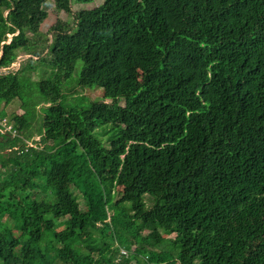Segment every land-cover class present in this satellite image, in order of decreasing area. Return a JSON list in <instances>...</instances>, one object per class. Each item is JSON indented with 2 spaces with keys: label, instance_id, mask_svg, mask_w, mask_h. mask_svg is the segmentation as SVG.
<instances>
[{
  "label": "trees",
  "instance_id": "16d2710c",
  "mask_svg": "<svg viewBox=\"0 0 264 264\" xmlns=\"http://www.w3.org/2000/svg\"><path fill=\"white\" fill-rule=\"evenodd\" d=\"M44 3L0 0V264H264V0H53L50 42Z\"/></svg>",
  "mask_w": 264,
  "mask_h": 264
},
{
  "label": "rangeland",
  "instance_id": "374dc122",
  "mask_svg": "<svg viewBox=\"0 0 264 264\" xmlns=\"http://www.w3.org/2000/svg\"><path fill=\"white\" fill-rule=\"evenodd\" d=\"M104 2V0H93L90 3H77L76 0H71V11L72 13H76L79 11H85V10H91L94 9L98 6H100L102 3ZM44 10L47 13V17L46 19L43 21V23L40 25L39 28V33L44 36V34H46V39L48 40V42H50L51 40V34H49V30L50 28L56 23V22H60V23H66L68 22V24L72 23V17L66 13L63 12H58L55 9L53 0H45L44 6H43ZM49 53H47V51L45 50L43 55L47 56ZM28 55H23L21 57L18 58L17 62L14 64H17L19 61L21 62L22 60L28 58ZM39 65V64H38ZM37 63H34V66H37ZM81 65L82 63L80 61H77L75 64V67L73 69V72L71 74V77L62 84V93H63V97L61 99V103L65 108H70V107H83L84 105H87V103L89 101H93V102H101L103 100V94H102V89L101 88H94V89H85V90H81L80 88L77 87V80L80 74V70H81ZM51 74V70H49V72L47 70H44L42 68L38 69L36 74H34V76H32L33 82L34 80L38 81L39 79H44L47 80L48 78H50V74ZM30 83L27 87H25L24 89V97L28 100V102H30V104H33V100L36 98L35 95L31 94L32 90L36 89L35 84L34 83ZM37 90V89H36ZM81 96H85L87 98V102L85 100L82 99ZM120 104H122V102H120ZM17 105H10L8 107L5 108L6 111V118L7 120L16 114H21L22 111L19 110L18 106L16 108ZM35 124V123H34ZM34 124L32 126H30V131H32L34 134L37 135V130L36 126H34ZM34 126V127H33ZM36 199L39 201V198L36 197ZM112 214L111 212L108 213V215ZM6 220V217L5 219ZM61 226L57 227L56 230H60ZM92 237L94 239V245L97 248H101L103 245V242H107L106 237H108V234H104L101 236V234L96 231V232H92ZM102 237H105L104 240ZM169 237H172V235H170ZM112 248L113 246H115L119 251L122 249L126 252L129 251L126 250L128 249V243H124L121 240L118 239V241H116V239H112V242L110 243ZM137 247V245H135ZM141 246H138V248ZM84 248V247H82ZM111 248V249H112ZM118 258V257H117ZM127 260L129 258V256L126 257Z\"/></svg>",
  "mask_w": 264,
  "mask_h": 264
},
{
  "label": "built area",
  "instance_id": "2783aa9c",
  "mask_svg": "<svg viewBox=\"0 0 264 264\" xmlns=\"http://www.w3.org/2000/svg\"><path fill=\"white\" fill-rule=\"evenodd\" d=\"M19 63H20V61L17 64L13 63L8 68H0V74L6 73L9 70H16L18 68ZM3 135H8L11 138L20 136L18 131L13 127V125L9 122V119L7 120L6 117L5 118L0 117V136H3ZM39 138L40 137H32L29 139H25V148L28 149V148L40 147V144L38 143ZM11 150L17 151L18 147L16 146V147L9 148L6 151H11ZM122 254H125V252L122 251Z\"/></svg>",
  "mask_w": 264,
  "mask_h": 264
},
{
  "label": "clouds",
  "instance_id": "9594fccd",
  "mask_svg": "<svg viewBox=\"0 0 264 264\" xmlns=\"http://www.w3.org/2000/svg\"><path fill=\"white\" fill-rule=\"evenodd\" d=\"M122 251H124V250H120V253L122 254ZM125 252V251H124ZM122 255H124V256H127V254H126V252H125V254H122Z\"/></svg>",
  "mask_w": 264,
  "mask_h": 264
}]
</instances>
